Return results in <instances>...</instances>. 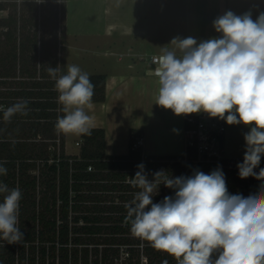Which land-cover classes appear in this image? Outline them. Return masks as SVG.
Masks as SVG:
<instances>
[{
	"label": "trees",
	"instance_id": "16d2710c",
	"mask_svg": "<svg viewBox=\"0 0 264 264\" xmlns=\"http://www.w3.org/2000/svg\"><path fill=\"white\" fill-rule=\"evenodd\" d=\"M66 18L67 0H0V105L25 98L30 109L27 117L0 120V161H7L8 168L0 180L22 191L19 227L24 233L21 243L0 245V264H177L171 255L133 237L123 223L124 205L138 191L128 183L137 165H145L149 180L161 169L179 177L194 170L207 174L219 166L228 192L244 197L255 194L264 181L239 178L241 157L224 156L220 164L199 160L197 147L188 142L185 154H145L142 145L134 148L141 137L136 129L128 153L107 154L105 130L92 127L90 136H81L80 154H68L65 135L54 130L62 113L46 71L66 66ZM89 75L93 102L104 101L107 76ZM191 117L198 118L188 116L186 130L195 127ZM218 139L223 149L224 135ZM260 168L264 156L254 171ZM165 196H174V190L161 184L153 202Z\"/></svg>",
	"mask_w": 264,
	"mask_h": 264
},
{
	"label": "clouds",
	"instance_id": "9594fccd",
	"mask_svg": "<svg viewBox=\"0 0 264 264\" xmlns=\"http://www.w3.org/2000/svg\"><path fill=\"white\" fill-rule=\"evenodd\" d=\"M213 28L219 38L198 42L177 36L168 44L171 49L162 47L154 70L159 85L155 104L176 116L204 113L249 127L238 175L264 181V168L254 171L264 156V12L253 20L251 12L229 10L213 21ZM46 71L61 106L56 134L90 136L93 117L86 109L92 106L95 86L89 73L76 64ZM29 111V101L18 98L0 105V120L10 123ZM6 164L0 161V177L8 174ZM137 169L128 183L138 191L125 203L123 221L133 237L171 255L177 264H264V183L244 197L228 192L219 166L207 174L194 170L179 177L161 169L151 180L143 163ZM161 184L173 189L174 196L154 203ZM0 197V242L21 243L22 191L0 180Z\"/></svg>",
	"mask_w": 264,
	"mask_h": 264
},
{
	"label": "crops",
	"instance_id": "0c3cea01",
	"mask_svg": "<svg viewBox=\"0 0 264 264\" xmlns=\"http://www.w3.org/2000/svg\"><path fill=\"white\" fill-rule=\"evenodd\" d=\"M158 1L108 0L103 9L108 23L90 29L93 37L91 44L88 43L90 48L79 44L76 47L81 52L95 54L92 57L96 60L97 70L92 67V71H87L89 74L107 76L106 99L92 102L91 108L86 110L93 117L92 127L105 130V152L109 155L128 153L132 129L139 130L145 154H185L187 117L207 114L176 116L171 110L155 104L159 85L154 75L157 64L152 57L160 56L162 47L171 49L172 45L168 44L177 36H191L198 42L219 38L221 34L214 30L213 21L229 10L236 15L251 12L253 20L264 12V0H171V12L158 7L154 11ZM70 10L67 0V29ZM96 10L97 18H101L100 10ZM149 18L155 23H150ZM83 30L87 28L76 29L79 35H83ZM67 46L66 65L69 64L71 45ZM210 119L218 120L224 126V156L243 157L245 148L242 144L249 127ZM174 129L178 131L174 132ZM80 139L78 136L75 144L81 143ZM65 148H69L68 139Z\"/></svg>",
	"mask_w": 264,
	"mask_h": 264
},
{
	"label": "rangeland",
	"instance_id": "374dc122",
	"mask_svg": "<svg viewBox=\"0 0 264 264\" xmlns=\"http://www.w3.org/2000/svg\"><path fill=\"white\" fill-rule=\"evenodd\" d=\"M108 0H68V5L70 7L71 11V19L70 24L68 21V29H67V18H66V52L65 57L67 58V50L68 46L67 44L71 45L69 47V54H68V61L69 64H76L79 65L84 71H92L91 68L95 67L96 60L92 57L95 54H91L90 51H80L76 50L77 45L88 47V43L91 44V40L93 37L91 36L92 30L91 28L99 27L106 22L108 23V17L103 16V9L106 7ZM104 3V4H103ZM103 4V5H102ZM102 5V8H101ZM172 1L171 0H159L158 5H156L154 8V11L157 10V7L159 10L163 8V10L170 11L172 10ZM98 8L100 10V14L102 15L101 18H97V13H95ZM102 12V13H101ZM7 11H2V15H6ZM100 15V16H101ZM154 22L150 20L149 22ZM150 22V23H151ZM155 23V22H154ZM77 28H84L87 30H83V35H79V33L76 31ZM71 30V31H70ZM73 30V31H72ZM85 31V32H84ZM79 35V36H78ZM90 48V47H88ZM80 53H82L80 55ZM95 60V62H94ZM95 63V64H94ZM95 70V69H94ZM97 70V68H96ZM224 135V133H222ZM78 136L76 135H68L65 136V142L68 139V149H66V152L70 154H80L81 152V146H82V139H80L79 144H75V139ZM60 143V142H59ZM245 148V143L242 144ZM243 158V157H241Z\"/></svg>",
	"mask_w": 264,
	"mask_h": 264
},
{
	"label": "built area",
	"instance_id": "2783aa9c",
	"mask_svg": "<svg viewBox=\"0 0 264 264\" xmlns=\"http://www.w3.org/2000/svg\"><path fill=\"white\" fill-rule=\"evenodd\" d=\"M158 57V55H155L152 57V60L156 62ZM190 120L195 123V127L186 131L187 142L197 147L198 159L202 160L205 158L220 164L224 153L220 146L218 134L224 133V126L220 121L210 119L207 116H198L195 119L191 117ZM142 144L143 138L139 137L134 144V148H138ZM2 243L0 242V245ZM16 264H18V261Z\"/></svg>",
	"mask_w": 264,
	"mask_h": 264
}]
</instances>
